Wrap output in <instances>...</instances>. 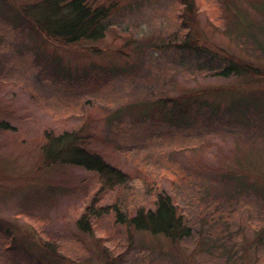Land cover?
Wrapping results in <instances>:
<instances>
[{"label":"rangeland","instance_id":"374dc122","mask_svg":"<svg viewBox=\"0 0 264 264\" xmlns=\"http://www.w3.org/2000/svg\"><path fill=\"white\" fill-rule=\"evenodd\" d=\"M202 1L193 20L180 0H125L104 39L64 47L37 34L33 13L0 0V121L12 126L0 129V264L21 254L51 264H106L112 256L114 264H264V128L251 142L219 122L237 100L264 108V0ZM228 56L260 74H218ZM107 63L115 72L96 81L95 69ZM196 95L217 99L214 126L194 120L189 106L178 116L164 112ZM80 129L132 175L101 204L151 207L161 186L192 235L173 246L144 236L130 242L105 219L94 234L81 233L76 219L97 179L79 166L43 168L40 147L44 130ZM201 156L235 174L229 182L242 187L235 198L211 193L212 178L195 167ZM78 184H89V193L71 195ZM53 187L60 193L52 201L35 202Z\"/></svg>","mask_w":264,"mask_h":264},{"label":"trees","instance_id":"16d2710c","mask_svg":"<svg viewBox=\"0 0 264 264\" xmlns=\"http://www.w3.org/2000/svg\"><path fill=\"white\" fill-rule=\"evenodd\" d=\"M7 2L12 11H15L18 6V12L23 14L33 13V21L36 24L37 34L44 37L46 40L56 41L58 44L66 47L67 45L79 44L84 41L102 40L109 31L107 20L111 14H118L125 6V0H3ZM132 1V0H131ZM183 11L189 18L195 20L198 11L201 7L202 0H180ZM16 12V11H15ZM24 15V14H23ZM153 36L141 39V46L150 45L154 40ZM188 45H194L185 41ZM224 60V67L218 74L230 76L233 73L242 74H260V70L253 64L234 62L230 56ZM110 63L105 64L102 70L96 68L94 78L99 81L101 75L108 76L115 72L111 70ZM112 67L116 68L118 63L112 62ZM109 66V69L107 68ZM136 68V67H135ZM101 71V72H99ZM122 71V70H120ZM59 73V72H57ZM200 95L194 97L188 96L187 100H179L175 102L178 105H173L169 108L164 106V112L178 116V112L182 111L187 106L190 107V115L194 120L204 122L207 126H212L216 123L214 120L219 114H212L213 109L218 108L217 99L213 97L199 98ZM245 104V103H244ZM242 104L239 100L233 102L234 111L223 116L220 124L237 127V134H240L246 141H253L255 136L264 128V108L261 111L258 107H252ZM214 109V110H215ZM181 114V113H179ZM218 122V121H217ZM214 126V125H213ZM12 128L9 121H0V129L7 130ZM82 129L66 130L60 134H56L54 130H44L43 142L41 143V161L42 167H49L56 163L67 164V166H79L92 172L94 178L97 179L98 188L91 197L85 209L79 214L76 219V224L79 231L83 234H94L96 223L105 219L111 229L117 233H122L128 241L134 240L138 236H144L155 239H162L169 245H178L181 240L192 235V227L181 213L180 206L176 203L174 197L161 186L156 187L154 193L153 205L151 207H139L128 212L120 209L116 202L112 204H101L102 196L108 192L120 189L124 184L130 181L132 175L116 164L110 163L106 156L91 148L86 139L81 135ZM93 136V135H92ZM203 156H201L202 160ZM197 170L205 175H210L212 181L208 188L211 193L221 197H236L242 187L232 184L233 176L229 168L223 165L215 167L212 165L197 161ZM223 180V181H221ZM244 180H246L244 178ZM250 182V181H248ZM89 184H78L74 189L68 190L71 195L78 193H89ZM73 192V193H72ZM60 193L56 187L48 190L47 193H42L35 202L39 199L45 204L52 201L50 195ZM231 194V195H230ZM105 252L103 256H108ZM25 254L15 255L17 258L16 264H51L42 255H34L27 257ZM106 264H114L115 258L105 257ZM20 260V261H19ZM51 260V258L49 259Z\"/></svg>","mask_w":264,"mask_h":264}]
</instances>
